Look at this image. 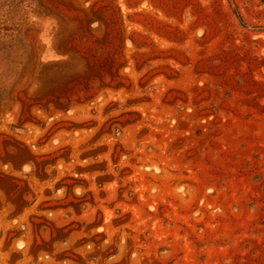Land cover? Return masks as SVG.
<instances>
[{
    "label": "rangeland",
    "instance_id": "rangeland-1",
    "mask_svg": "<svg viewBox=\"0 0 264 264\" xmlns=\"http://www.w3.org/2000/svg\"><path fill=\"white\" fill-rule=\"evenodd\" d=\"M0 264H264V28L229 0H0Z\"/></svg>",
    "mask_w": 264,
    "mask_h": 264
},
{
    "label": "trees",
    "instance_id": "trees-1",
    "mask_svg": "<svg viewBox=\"0 0 264 264\" xmlns=\"http://www.w3.org/2000/svg\"><path fill=\"white\" fill-rule=\"evenodd\" d=\"M112 86H113V88H116V89L119 88V87H121L120 84L112 85ZM27 152H28V154L31 155V153L29 152V150ZM97 154H98V151L85 152V153L82 154V158H85L87 156H94L95 157V156H97ZM59 158H63L65 161L68 162V161H70V153L67 150H65V152H63V153H61L59 155H56V156L51 157V158L42 159L41 161H36V160L31 159L34 162V164L36 165V168L38 170L37 171V176L41 180L47 179L48 178V174L46 172L47 166L48 165H54ZM79 170H83V168L79 167ZM89 170L90 171H93V170H96V169L90 168ZM107 178H110V175L109 174H105L102 178H99V180L102 179L103 181H105V180H108ZM100 183H101V181H100ZM64 185L67 186V187H69V188L72 186V184H66V183H61L60 182V183H57V188H59L61 186H64ZM74 206L77 208V205H74Z\"/></svg>",
    "mask_w": 264,
    "mask_h": 264
},
{
    "label": "water",
    "instance_id": "water-1",
    "mask_svg": "<svg viewBox=\"0 0 264 264\" xmlns=\"http://www.w3.org/2000/svg\"><path fill=\"white\" fill-rule=\"evenodd\" d=\"M229 1H230V4H231V6H232V9H233L235 15L237 16L239 22H240L243 26H245V27H247V28H249V29H254V28H264V25H251V24H247V23H245V22L242 20L240 14H239V12H238V9H237V7H236V4H235L234 0H229Z\"/></svg>",
    "mask_w": 264,
    "mask_h": 264
}]
</instances>
